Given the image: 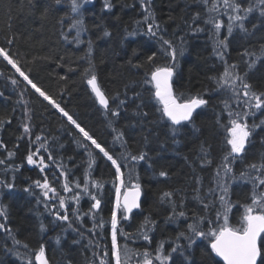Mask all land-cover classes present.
I'll list each match as a JSON object with an SVG mask.
<instances>
[{
	"label": "trees",
	"instance_id": "16d2710c",
	"mask_svg": "<svg viewBox=\"0 0 264 264\" xmlns=\"http://www.w3.org/2000/svg\"><path fill=\"white\" fill-rule=\"evenodd\" d=\"M112 2L115 8L111 12L103 11V2L100 0L92 5L86 4L81 11L88 28L86 41L89 39L92 41L91 60L95 66L98 83L110 98V108H115L119 100L126 101L118 118L106 113L97 104L86 86L83 72L88 67L86 58L88 45L75 48L71 46V43L67 44L62 37V33L70 37L75 35L74 31L68 32L67 21L64 25L59 23L68 12V4L63 3L64 6H60L55 4V0H0V46L9 49L13 58L18 60L21 70L28 74L41 90L46 91L60 103L61 107L73 115L74 119L89 130L103 146L114 150L116 155L145 151L152 157V167H149L145 161H140L134 166V175H139L142 186L141 208L132 213L130 220H121L119 227L124 232L135 235L144 218L151 216L157 221L156 229L152 233L151 248L154 249L159 241L175 237L179 231L184 230L186 223L190 222V220L166 222V217L170 213V205L161 204L159 200L164 191H174L176 193L174 200L177 202L181 198L185 200L189 217L193 212L202 211L199 203L193 199L192 188L196 185L192 177L195 173L204 178L203 190L206 192L215 164L219 163L223 130L218 126L217 119L223 108L220 101L227 97L223 92L212 91L215 87L212 78L223 74L224 62L213 50L214 40L210 38L211 25H205L200 20L197 24L205 28V31H192V28L197 26L192 23V17L196 12L204 16V6L195 3L194 0H152L151 7L155 18L161 27L166 29L165 38L172 39L177 48L181 46V38L184 41L185 52L179 57V64L172 79L174 92L177 95L183 93L186 97L200 94L208 100L207 105L202 106L193 114V122L185 123L183 126H172L169 121L160 120V114L157 111L159 105L150 98L151 87H146L144 83L145 73L152 67L147 60L148 56L157 52L154 63L164 62L159 52L160 45L155 38L144 34L146 24L143 23L144 12L140 6V0H112ZM45 8L48 12L45 17H42L41 13ZM220 12V19L226 23L227 15L223 14L222 8ZM9 22L11 27H9ZM245 23L250 31L254 24L259 27L252 36L240 32L239 29L234 30L229 38L225 55V60L229 63L240 64L242 69L245 66L241 53L245 48L250 50L258 48L259 42L263 40V38L259 39L264 32V17H260L256 12ZM104 31L109 32L110 35L105 36ZM132 32L135 34L129 35ZM226 34V28H222L221 38ZM13 36H15L14 43L8 45L7 39ZM137 64L140 67L134 66ZM13 79L18 83L14 85ZM248 79L257 88L264 89V62L259 63L249 73ZM25 87L26 91H24ZM21 91H24L23 97L20 96ZM0 93H3L0 96V118L11 121L5 125L3 132L0 131L3 137L0 142L4 145L0 147V159H5L8 152H13L12 161L17 166L22 165L19 171L15 172V187L11 192L16 188L21 190L23 187H31L36 196L42 200L41 193L38 191L40 188L35 187L33 182L45 176L51 185L57 186L55 188L58 192L62 191L64 177L59 175L62 169L57 167L60 164L67 169L70 185L73 186L75 182L70 169H76L73 165L79 161L78 158L81 156L77 150L80 149L86 154L92 151L93 158H91L95 167L90 171L88 183L92 194L101 200V208L96 213L97 223L101 218L104 221L102 228L96 227L93 231H89L93 229L91 215H83L89 211L91 206L90 200L87 201V199H82L76 207L80 209L82 223L78 221L74 227H79L83 235L68 228L64 223L54 221L56 227L61 228L59 230L63 236L60 239L63 250L60 256L65 255L67 259V261H59L53 246L54 242L42 241L39 236L41 226L38 219L44 213H48L45 208L42 213L35 200L30 202V199H27L23 193L4 192L3 197L0 195V205L6 206L7 220L0 217V222L15 229L12 231L13 235L22 242L16 250L22 251L23 244L31 245L37 250L40 243H45L50 264H99L104 251H110L111 245L110 216L115 196L114 169L110 167V162L102 154H98V150L89 147L86 151L81 147L77 141L82 138L74 126L68 124L66 118L58 110L52 108L47 101H43V98L39 97L31 86H27L19 73L2 58H0ZM137 93L140 95L137 96ZM115 96H118V99L113 103L111 98ZM137 105H140L139 109ZM30 107L33 108L32 120L36 128L31 127L29 135L22 133H17V135L25 137L27 144L29 139L35 142L37 135L47 137L56 161L55 164L50 163L49 169L44 172L37 168L28 169L26 167L23 162L27 154L24 151V145L13 140L14 133L20 127L18 124L26 122L29 115L25 113ZM100 111L108 116L101 118ZM142 112H147L148 116L143 117L137 114ZM260 118L258 113L256 119ZM224 119L226 120V114ZM109 123L117 130L123 131L124 138L127 140L126 145L122 146L120 142H114L116 133L106 129V127H111ZM262 136H264V131L257 130L253 143L248 147V160L254 159V154L264 152V144L261 143ZM201 146L210 151L214 160L212 166L203 170L200 169L198 162L192 163L197 161ZM32 149L35 148L32 147ZM129 166H132V162ZM240 167L238 163L237 170ZM2 168L3 166H0V169ZM122 170L127 180L129 168ZM161 170L169 173L167 178L158 175ZM2 173H0V179L5 178ZM8 177L10 180L11 172L8 173L7 179ZM96 181L101 184L99 189L91 186ZM250 187L251 185L244 181L233 183L231 187V200L238 202L231 212V221L234 224L243 212L240 205L250 203L247 199L250 195ZM0 189L4 191L5 188ZM39 204L44 206L43 202ZM211 215H215V212H211ZM49 217L54 220L51 215ZM78 236H81L80 240L71 239ZM7 241L13 242L6 234L0 232V264H22V261H14L10 258L4 250L3 245ZM120 243L121 245L127 243L128 247L133 250L142 251L147 247V242L139 238L134 241L131 239L125 241L123 237H120ZM181 243L186 242L181 241ZM169 247L168 244L165 245L166 249ZM87 254L89 256L86 257ZM192 258L193 264H213L212 256L206 254V242H197ZM134 259L136 261L139 257ZM181 260L182 257L173 254L175 264H180Z\"/></svg>",
	"mask_w": 264,
	"mask_h": 264
},
{
	"label": "snow or ice",
	"instance_id": "6c2138e0",
	"mask_svg": "<svg viewBox=\"0 0 264 264\" xmlns=\"http://www.w3.org/2000/svg\"><path fill=\"white\" fill-rule=\"evenodd\" d=\"M93 0H55V4H68V12L61 18L59 23L64 25L68 22V32L75 31L74 36L65 35L62 37L69 43H75L79 46L84 41L81 35L88 31L85 24L81 9ZM195 3L204 6L205 15L202 16L200 12H196L192 17V23L197 24V21L202 20L203 24L211 25V39L214 40V52L219 59L224 62L223 74L212 78L215 83L213 92L226 94L227 98H222L220 103L223 105L221 115L217 119L218 126L223 130L222 147L220 149L221 155L219 163L215 164V168L209 180L207 191L203 190V177L199 174L193 175L192 179L195 187L192 188L193 199L201 206L202 211L193 212L189 217L186 211L185 200L181 198L178 202L174 200L176 193L174 191H164L160 197V203H167L170 205V213L166 217V222L189 221L183 231H179L175 237H170L167 240L159 241L155 248H151L153 236L157 221L147 216L141 222L137 229V233L124 232L120 227L121 220L128 221L135 209L141 208V193L142 186L138 174L134 175V166L140 161L148 163L152 167V157L145 151L138 153L128 152L116 155L114 150L106 148L101 142L82 127L81 124L74 119L73 115L69 114L65 108L61 107L55 99L52 98L46 91L41 90L29 75L21 70L18 60L14 59L10 50L6 47L0 46V58L11 65L19 76L23 78L27 86L47 101L52 108L58 110L63 117L66 118L67 123L74 126L78 131L81 140L80 144L86 151L89 147L98 150V154H102L107 161L110 162V167L114 169V189L115 200L111 209L110 225H111V245L110 251L105 250L103 257L100 258L99 264H131L135 257L136 264H175L173 261V254H178L182 257L180 264H193L192 255L194 246L198 241L206 242V254L212 256L213 264H264V152L254 154V159L248 160V147L253 143V137L257 130L264 131V89L257 88L254 84L249 82L248 76L255 67L264 62V43H261L258 48H245L241 53V58L244 63V68L238 63H229L225 60V55L228 48L229 38L233 35L234 30L239 29L240 32L246 35H254L258 25H252L251 31L246 27V21L249 17L258 12L260 17H264V0H194ZM152 0H140V6L144 12L143 23L146 24L144 31L145 35L150 38H155L160 45V56L163 63L155 64L157 52H153L148 56L147 60L152 64L151 69L145 73V84L151 85L150 98L154 99L159 105L157 111L159 112L160 120H166L172 126H183L185 123L193 122V114L198 108L208 104V100L204 99L200 94L195 96H185L183 93L177 95L173 90L172 79L176 68L179 64V57L184 55L185 49L183 47V38H181V46L177 48L172 39H166V29L161 27V24L156 20L154 11L151 7ZM114 7L112 0H103V10L111 11ZM224 10L223 14L227 15V22L220 19V10ZM48 9L45 8L41 13L42 17L47 15ZM75 14V15H72ZM141 23V22H138ZM9 27L11 23L9 22ZM191 27V25H190ZM226 28L227 34L221 38V29ZM193 32L205 31L197 24L192 28ZM135 32L129 33L134 35ZM105 36L110 33L104 31ZM15 41V36L7 39V44L11 45ZM86 58L88 67L84 69L83 76L87 85L90 86L91 92L95 94V98L99 105L106 113L114 118H118L121 114V108L126 104L125 100H119L115 108H110V98L102 91L98 77L95 72V66L91 60L92 41H87ZM131 63V61H129ZM140 67V65H134ZM12 83L15 85L17 80L13 79ZM27 88L25 87L24 91ZM24 91H21L20 96L23 97ZM3 93H0L2 96ZM137 96L140 94L137 93ZM118 96L112 97L111 101L116 102ZM26 108V102H25ZM140 108V105H137ZM261 118L256 119L257 114ZM27 114V113H25ZM143 117H147V112L137 113ZM226 114V120L224 116ZM251 120V122H249ZM11 123V121H7ZM25 135L30 134V126L27 123L22 125ZM115 134L114 142H120L121 145H126L127 140L124 138L122 130L112 128ZM176 129H173L175 133ZM23 139V136L20 137ZM90 142V143H87ZM29 143H33L29 139ZM37 146L34 150H30L25 157L27 165L39 168L44 172L55 164L56 157L50 150L47 137L37 135L35 137ZM261 143L264 144V136L261 137ZM0 147H4L0 142ZM88 156L93 157V152L88 151ZM13 152H8L5 159H0V166H3L0 171L3 172L5 178L0 179V188H7L9 190L15 187V172L19 171V167L12 161ZM94 161L90 159L89 168H91ZM132 162V166L129 163ZM199 163V167L203 170L206 167L213 165L214 160L210 151L201 146L197 161L193 164ZM241 167L237 170L236 165ZM192 165H190L191 167ZM61 168L59 175L64 177L62 184L63 192L72 193L71 199H67L53 187L45 176L43 181L35 180L33 184L40 188L41 197L37 198V203L43 202L45 210L54 218L55 222H61L76 231L80 235L83 233L79 227H74L76 222H81L80 209L76 208L69 214L71 203L74 201L79 204L82 195L90 196L93 203L88 212L83 213L84 216L91 215L93 221V231L96 227H103V218L99 223L96 220V213L101 208V200L90 191L89 183L85 180L83 188L79 181H76L73 186H70L68 179V171L63 168V164L58 165ZM129 168L127 180L123 168ZM12 173L11 180L7 179L8 173ZM160 177L167 178L169 173L165 170L159 171ZM244 181L251 185L250 195L247 197L250 203L240 205L243 212L239 216L236 223L231 221V212L238 202L231 200V187L233 183ZM92 187L99 189L101 184L99 181L94 182ZM25 192H31V187L25 188ZM215 215H211V212ZM0 217L7 220L6 206L0 205ZM0 230L4 231L7 237L13 240V248L7 249L13 251L16 246L21 245V241L17 239L12 229L6 223L0 222ZM41 231H46V228L41 224ZM120 237L125 241L129 239H142L147 242V247L142 251L139 249L133 250L128 247L127 243L121 245ZM185 241L186 243H181ZM59 243V238H57ZM168 244L170 247L165 248ZM25 250H29L27 244L22 245ZM214 254V256H213ZM19 256V253H17ZM34 256V262L31 258ZM22 264H49V259L46 256V249L40 245L38 250H31L30 254L25 257H20ZM215 258H219L217 261Z\"/></svg>",
	"mask_w": 264,
	"mask_h": 264
},
{
	"label": "bare ground",
	"instance_id": "6f19581e",
	"mask_svg": "<svg viewBox=\"0 0 264 264\" xmlns=\"http://www.w3.org/2000/svg\"><path fill=\"white\" fill-rule=\"evenodd\" d=\"M97 0H93V2L92 3H89L88 5H92V4H94L95 2H96ZM100 2H103V0H100ZM60 6H64V4L62 3V4H60ZM103 8V7H102ZM115 8V5H114V7L112 8V10L111 11H113V9ZM104 12H109V11H107V10H103ZM110 11V12H111ZM74 31V30H73ZM75 32V31H74ZM255 34V33H254ZM250 36H252V35H250ZM88 37H87V32H84V33H82V35H81V39L84 41V43H81L79 46H82V45H85V46H87V41H86V39H87ZM263 38V40L261 41V42H259L260 44L261 43H264V32H263V35H262V37L259 39V40H261ZM67 44H69V42H67ZM71 46L72 47H75V48H78L79 46H77L75 43H71ZM26 83V82H25ZM86 86H87V88H88V90L91 92V88H90V86L89 85H87V83H86ZM145 86L146 87H151V85L150 84H145ZM102 89V88H101ZM103 91V90H102ZM91 94L93 95V97L95 96L94 95V93H92L91 92ZM95 98V97H94ZM96 100V99H95ZM97 102V101H96ZM98 104V103H97ZM99 105V104H98ZM100 106V105H99ZM101 107V106H100ZM199 109V108H198ZM32 112H33V108L32 107H30V109H29V111L28 112H26L27 114V116H28V118L26 119V122H24V123H27V124H29V126H30V128L31 127H35V125H34V121L32 120ZM100 113H101V118H106L105 116H108L107 114H105L103 111L101 112L100 111ZM19 120V119H18ZM37 123H39V122H37ZM8 124V122L6 121V120H4V119H2V118H0V131H4V128H5V125H7ZM22 125H23V123H20V124H18V126H20L18 129H17V131L14 133V137H13V140L15 141V142H19V143H22L23 145H24V151L26 152V153H28L30 150H34V149H32V147H36V144H35V142H33V143H29L28 142V144H27V142L25 141V137H23V139H20V137H22V136H19V135H17V133H19V134H23L24 135V132H23V127H22ZM109 125H111V127L110 128H107L106 127V129H108L109 131H111V132H113L112 131V128L113 127H115L114 125H112L111 123H109ZM119 127V129H122V127L121 126H118ZM36 128V127H35ZM116 128V127H115ZM32 129H34V128H32ZM19 131V132H18ZM5 133V132H4ZM3 137H2V135H0V139H2ZM18 146V145H17ZM70 149H71V147H69ZM74 148V150H75V147H73ZM76 151V150H75ZM78 151V154L79 155H81L80 156V158H78V160L79 161H77L76 163H75V165H73V166H75L76 167V169H74V168H71L70 169V172H72V174H73V178H74V182H76V181H79L80 182V184H81V188L84 186V183H85V180L87 179V182H88V176H89V173H90V171H91V169H93L94 167H95V164L94 163H92V166H91V168H89V161H90V159L92 160V158H90L84 151H82V150H80V149H78L77 150ZM25 157L26 156H24V159H23V162H24V164L26 165V167L28 168V169H35V168H37V167H35V166H30V165H27L26 164V161H25ZM37 169H39V168H37ZM0 173H2V171H0ZM104 173H106V172H104ZM2 176L4 177V174L2 173ZM8 179H9V177H8ZM42 179H44V178H42ZM42 179H40V180H42ZM11 180V179H10ZM15 183V182H14ZM74 185V184H73ZM71 186V185H70ZM53 187H57L56 185L55 186H53ZM251 188V187H250ZM24 189H25V187H23V188H21V190H19V188H16L15 190H13L12 192H11V190H9V189H7V188H5L4 189V191L2 190V189H0L1 191H0V195L3 197V195H4V192H11V193H15L16 191H17V194H18V192H20V193H23L24 195H25V197L27 198V199H30V202H33V200H35V202H36V204H37V206L41 209V212L42 213H44V206L42 207V205L41 204H39V203H37V196H36V193H35V191L32 189V191L31 192H25L24 191ZM38 191H40V193H41V189H38ZM59 193H60V195H63L64 197H66L67 199H71V195H72V193H67V192H63V190L62 191H59ZM114 196H115V189H114ZM82 199H87V201L88 200H90V203L92 204L93 203V201L91 200V198H90V196H88V195H82V197H81V199H80V201L82 200ZM80 203V202H79ZM72 207H75L74 209H76V207H78V204H76L74 201L71 203V206H70V210H69V214H71V211L73 210L72 209ZM50 215L47 213V214H43V216H41L39 219H38V221L40 222V226H41V224H43L44 226H45V228H46V231H40L39 232V236H40V239L42 240V241H48V242H54V249H55V253L57 254V257H59V261H67V259H66V257H65V255H62V256H60V254L62 253V247H61V245H60V239H62V237L63 236H61V231L59 230V229H61V228H59V227H56V225H55V222H54V220L52 219V218H50L49 217ZM81 225V224H80ZM11 229H12V231H15V229L14 228H12V227H10ZM0 232L1 233H4V231H2V230H0ZM5 234V233H4ZM8 238H10V237H8ZM57 238H59V243H57ZM72 240H80L81 239V236H78V237H72L71 238ZM53 244V243H52ZM40 245H43L44 247H45V249H46V256H47V258L48 259H50L49 258V256H48V253H47V248H46V244L45 243H40L39 245H38V248L40 247ZM4 246V250L8 253V255H9V257L10 258H12L14 261H22L21 260V258L20 257H25V256H28L29 254H30V251L31 250H36V248H34L33 246H31V245H28L29 246V250H25V249H23L22 251H19V250H16V247H15V249L13 250V251H8V250H6V249H11V248H13V242H5V244L3 245ZM38 250V249H37ZM17 253H19V256L17 255ZM84 256V255H83ZM87 256H89V254H87L86 255V257ZM32 259H33V262H34V256H32L31 257ZM192 260H193V258H192ZM50 261V260H49ZM56 261V260H55ZM60 263V262H59ZM49 264H50V262H49Z\"/></svg>",
	"mask_w": 264,
	"mask_h": 264
},
{
	"label": "rangeland",
	"instance_id": "374dc122",
	"mask_svg": "<svg viewBox=\"0 0 264 264\" xmlns=\"http://www.w3.org/2000/svg\"><path fill=\"white\" fill-rule=\"evenodd\" d=\"M94 163V162H93ZM49 169V168H48ZM91 173H89V175H90ZM89 177V176H88ZM51 184V183H50ZM53 186V185H52ZM169 225H170V223H169ZM131 240H133V239H131ZM134 241V240H133ZM134 243V242H133ZM219 259V258H218ZM135 259H133V261L131 262V264H135Z\"/></svg>",
	"mask_w": 264,
	"mask_h": 264
},
{
	"label": "water",
	"instance_id": "95a60500",
	"mask_svg": "<svg viewBox=\"0 0 264 264\" xmlns=\"http://www.w3.org/2000/svg\"><path fill=\"white\" fill-rule=\"evenodd\" d=\"M94 95H95V94H94ZM94 97H95V96H94ZM95 99H96V98H95ZM96 101H97V100H96ZM97 103H98V101H97ZM98 104H99V103H98ZM101 107H102V106H101ZM197 110H198V109H197ZM197 110H196V111H197ZM140 199H142V193H141V198H140ZM138 210H139V209H135V210L133 211V213L136 212V211H138Z\"/></svg>",
	"mask_w": 264,
	"mask_h": 264
}]
</instances>
